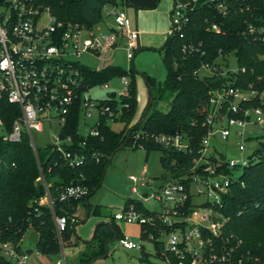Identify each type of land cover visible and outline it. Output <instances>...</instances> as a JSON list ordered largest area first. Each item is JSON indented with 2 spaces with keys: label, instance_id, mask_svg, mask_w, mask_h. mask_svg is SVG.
<instances>
[{
  "label": "built area",
  "instance_id": "built-area-1",
  "mask_svg": "<svg viewBox=\"0 0 264 264\" xmlns=\"http://www.w3.org/2000/svg\"><path fill=\"white\" fill-rule=\"evenodd\" d=\"M237 4L238 0H173L166 38L176 34L181 37L191 14L200 8H212L221 16H227L231 10L238 8ZM243 8L250 10L249 6L239 7ZM103 12L111 16L114 24L106 32L100 31L98 25L88 27L79 22L61 21L48 7L34 0H0V128L4 131L0 137L3 141L17 143L27 136L30 146L37 153L32 131L41 132L46 126L49 138L46 145L59 153L70 167L83 163L84 156L72 147L71 136L61 134L76 102L80 110L79 131L81 127L87 129L85 133L80 131L84 136L99 135L96 126L100 115L108 113L110 121H113L118 113L103 104L104 99H92L87 95L91 87L88 88L80 72V67L86 65L78 59L84 54L93 57L96 60L93 70L100 71L115 65L113 53L118 44H122L129 56L134 53L139 36L125 10L106 4ZM243 22L240 33L244 38L264 42V20L261 17L250 13L249 19ZM207 29L223 33L221 25L216 22H210ZM200 46L201 43H185L182 51L185 55L203 54ZM230 56L234 57L236 68L229 66ZM259 58L264 61V54ZM215 63H202L193 73L199 77H227L223 86L209 92L208 105L204 108L206 133L197 145L183 131L150 136L162 147L193 154L189 168L177 178L163 180L149 195L134 198L143 206L148 199H154L159 209L145 206L150 211L146 215L134 202L113 214L116 221L138 223L144 235L142 239L160 244V257L164 264H247L246 255L239 251L241 241L232 234L224 233L228 218L221 208L231 186L236 182L242 185L239 176L250 163L253 152L252 149L246 154L247 144L253 135V127L264 128V108L248 103L249 99L258 95L251 84L246 89L234 85L235 74L244 72V68L237 66L233 54L220 56ZM201 71L204 74L201 75ZM119 81L122 90L119 93L114 91V96L109 92L105 99H118L127 94L129 78L120 76ZM100 85L105 90L109 89L107 82ZM259 97L264 100L261 95ZM93 113L96 117L89 125L87 120L92 118ZM8 117H11L9 128L6 127ZM216 139L222 149L213 144ZM84 144L85 141H82L81 145ZM136 147L144 149L141 143ZM229 149L235 150L239 158H228ZM2 167L0 154V171ZM129 179L133 182L138 180L133 175ZM151 182L152 179H147L140 185ZM132 191L137 192L136 186L132 187ZM88 192L84 184H69L60 190L58 200H78ZM39 203L46 204L54 213L53 200L48 192ZM54 222L62 246L66 217L54 215ZM117 242L128 250L142 248L141 244L125 236L119 237ZM0 256L10 264H27L30 254L20 246L3 240L0 234ZM55 264H65L63 254ZM257 264H264V261Z\"/></svg>",
  "mask_w": 264,
  "mask_h": 264
},
{
  "label": "trees",
  "instance_id": "trees-1",
  "mask_svg": "<svg viewBox=\"0 0 264 264\" xmlns=\"http://www.w3.org/2000/svg\"><path fill=\"white\" fill-rule=\"evenodd\" d=\"M34 1L48 7L50 12L61 21L79 22L88 27H94L104 20V5L127 4L126 0ZM237 6L238 8L231 10L227 16H221L212 8H200L191 14L190 22L181 37L176 34L165 39L160 51L163 53L162 61L166 76L161 83L145 76L152 102L149 104L148 100L143 112L137 118L134 69L126 71L117 65H110L95 71L86 66L80 67L88 88L113 77L125 75L129 78L126 95H121L118 99L110 98L102 101L118 113L112 120L123 123L120 131L111 129L108 124L110 117L108 113H104L99 116L96 126L99 131L98 136L81 134L78 101L67 116L61 134L70 135L72 147L83 154L84 161L81 165L68 166L60 154L53 151L49 145L43 148L36 145L37 153H35L27 136H23L17 143L5 142L0 137V154L3 160L0 171L2 239L20 246L27 230L33 229L37 234L35 249L39 254L46 256L57 255L64 245H72L71 233L78 222L76 207L81 202H86L87 197L99 187L105 167L119 147L124 148L129 145L136 147L141 143L146 154L151 150H160L161 164L168 175L163 176V179L182 175L191 165L193 154L162 147L153 142L150 136L183 131L197 145L205 135L207 127L204 124V108L208 105L209 92L223 86L227 77L195 76L194 71L202 63L216 64L215 60L218 57L233 54L237 59V66L244 68V72L235 74L234 85L246 89L251 84L258 95L249 99L248 103L264 108V100L259 97L264 91V61L259 58V55L264 54V42L250 41L240 33L244 27L243 21L249 19L250 13H255L256 17L259 16L264 20V0H238ZM242 6H249L250 10L239 9ZM210 22L220 24L223 33L208 30L207 26ZM185 43L194 45L201 43L200 52L202 51L203 54L185 55L182 51ZM161 101L167 102L166 111L157 108ZM10 123L11 117H8L7 128ZM251 139L255 140L256 145L250 156V163L239 176L242 185L236 182L231 186L229 193L223 199L221 211L228 218L224 233L232 234L241 241L239 251L246 255L247 264H257L264 261V133L250 137L249 140ZM82 141H85L84 145H81ZM69 184H84L89 192L78 200L59 201L60 190ZM46 192L53 200L54 213L46 204L39 203ZM134 202H136L134 198H128L124 206ZM136 205L144 214H150L141 203L136 202ZM88 213L100 215L101 210L95 207L88 209ZM54 215H63L67 220L66 230L62 233V246L56 234ZM141 230L142 228H140V237L144 238ZM121 236L113 216L109 222H98L94 227L92 239L85 242V251L91 254L86 258H80V262L89 263L94 258L104 255L106 243ZM154 247L156 256L160 257L162 246L155 243ZM142 258L146 260L145 253L142 254ZM0 264H10V262L0 256Z\"/></svg>",
  "mask_w": 264,
  "mask_h": 264
},
{
  "label": "rangeland",
  "instance_id": "rangeland-1",
  "mask_svg": "<svg viewBox=\"0 0 264 264\" xmlns=\"http://www.w3.org/2000/svg\"><path fill=\"white\" fill-rule=\"evenodd\" d=\"M118 8L126 9V5L120 4ZM131 13L132 10L127 9V15L131 20V26L134 28V16ZM103 16L104 20L98 24L102 32L105 31V22H111L110 17L106 16L105 12H103ZM118 46L120 47L122 44H118ZM113 58L114 64L122 69L126 71L134 69L139 72L138 78L135 76V86L136 92L141 96V106L138 105V108L141 109L147 101L145 76L152 77L159 83H161L166 76V69L162 61L163 53L161 51L141 49L135 50L134 53H131L129 56L124 49H117L113 53ZM78 60L88 68L93 69L96 66V60L87 54L82 55ZM229 62L231 68H236L233 56L229 57ZM200 74L202 75L204 72L201 71ZM106 82L109 85V89L105 90L100 84H96L87 91V95L92 99L103 100L107 97L109 92L115 91L119 93L122 90L119 77H113ZM261 96L264 97V91ZM167 107L166 101H161L157 105V108L162 111H166ZM95 117L96 114L93 113L92 118L87 120V123L91 125ZM52 124L55 126L56 123L53 121ZM108 124L111 129L115 131H120L123 128V123L120 121H109ZM252 130V137L264 133V128L253 127ZM80 131L85 133L87 129L81 127ZM3 133L4 131L0 128V135ZM32 133L36 145L40 148L45 147L49 141L47 127L44 126V130L41 132L32 131ZM232 138L233 137H231V139ZM213 144L222 149L217 139L216 143ZM229 144H231V142ZM255 145L256 142L254 139L249 140L246 154L251 152ZM227 157L230 159H238L239 155L235 150L229 149L227 151ZM160 158V150H151L146 154L144 149L131 145L116 150L105 167L99 187L87 197L86 202H81L79 204L77 210L78 224L75 225L74 231L71 233L72 237H78V242L72 246L64 245L57 255L49 256L51 259V262H49L46 255L39 254L36 251L35 242L37 234L33 229H29L20 242L22 250H32L27 264H55L57 260L62 259V254L66 264H79V258L90 256L91 253L85 251V242L91 240L95 225L100 221H111V216L124 206L128 198H139L144 195H149L163 180H165L163 176H168L161 164ZM235 173L238 174V172ZM130 175L135 176L138 179L137 182L131 181L129 179ZM147 179H152V182L148 185L141 186L140 183ZM133 186H136L137 192L132 191ZM86 203L88 204L89 210L95 207L100 208V215H94L92 213L88 215ZM144 204L149 209H159V204L154 199H148ZM114 223L119 228V232L122 236L127 237L137 244L143 245L146 253V260L142 258L140 249H124L119 246L116 239H112L108 241L107 250L104 255L99 256L98 259L90 264H164V260L156 256L153 242L144 240L140 237V225L138 223L116 220H114Z\"/></svg>",
  "mask_w": 264,
  "mask_h": 264
},
{
  "label": "crops",
  "instance_id": "crops-1",
  "mask_svg": "<svg viewBox=\"0 0 264 264\" xmlns=\"http://www.w3.org/2000/svg\"><path fill=\"white\" fill-rule=\"evenodd\" d=\"M126 1H127L126 9L125 8L123 9L126 12L127 9L132 10L131 14L134 16V28L138 29L139 31L136 50L148 49L153 51H160L166 39V32L169 27L170 11L173 0H126ZM106 16L110 17L111 22L109 21L105 22L106 27L104 32L114 27L111 16L109 15ZM98 28L101 31L100 26H98ZM117 49H123V48L122 46H120ZM113 63H114V58H113ZM135 71H136V77L138 78L139 72L137 70ZM148 100H149V91L147 87V101L146 104L143 107H141V109L138 108V105L141 106V96L139 95V93H137L136 118L139 117L140 114L143 112L145 106L147 105ZM78 207L79 204L76 207V213H75L76 216H77ZM86 208H87V214L89 215L87 203H86ZM92 237H93V233H92ZM77 242H78V237L76 238L71 237L72 245H75V243ZM105 248L107 250V243L105 245ZM140 251L142 252V254L145 253L143 245ZM98 258L99 257L94 258L89 263L80 262V258H79V264H90ZM47 260L51 262L49 256H47Z\"/></svg>",
  "mask_w": 264,
  "mask_h": 264
},
{
  "label": "water",
  "instance_id": "water-1",
  "mask_svg": "<svg viewBox=\"0 0 264 264\" xmlns=\"http://www.w3.org/2000/svg\"><path fill=\"white\" fill-rule=\"evenodd\" d=\"M128 6H129V4H128ZM148 91H149V104H150V103L152 102V96H151V92H150L149 89H148ZM111 95L114 96V92H112ZM149 104H148V105H149ZM121 148H122V147H119L118 149H121ZM31 252H32L31 249L26 250V253H28V254H31Z\"/></svg>",
  "mask_w": 264,
  "mask_h": 264
}]
</instances>
